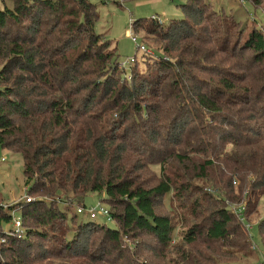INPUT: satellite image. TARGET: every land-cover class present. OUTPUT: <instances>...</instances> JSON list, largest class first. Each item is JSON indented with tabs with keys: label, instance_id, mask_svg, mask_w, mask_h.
Returning a JSON list of instances; mask_svg holds the SVG:
<instances>
[{
	"label": "trees",
	"instance_id": "trees-1",
	"mask_svg": "<svg viewBox=\"0 0 264 264\" xmlns=\"http://www.w3.org/2000/svg\"><path fill=\"white\" fill-rule=\"evenodd\" d=\"M180 6L181 18L131 21L155 58L143 52L125 76L89 1L3 3L0 146L20 153L31 199L0 203V264H240L217 251L256 253L247 226L264 195V33L208 0ZM146 58L153 68L137 71ZM90 193L114 227L77 218ZM166 196L174 216L158 210ZM258 229L264 247V219Z\"/></svg>",
	"mask_w": 264,
	"mask_h": 264
},
{
	"label": "rangeland",
	"instance_id": "rangeland-1",
	"mask_svg": "<svg viewBox=\"0 0 264 264\" xmlns=\"http://www.w3.org/2000/svg\"><path fill=\"white\" fill-rule=\"evenodd\" d=\"M94 4L98 19L96 20L95 30L96 32L103 34L108 40L112 42L117 48L118 61L123 67V75L128 76L131 71L132 65L125 64L128 58L135 57L137 60V66L139 68L144 67L143 52L137 49V45H144L146 49L152 52L154 45H151L150 41H145L146 44L152 47H146L142 37L131 26V21L138 18H156L158 21H169L171 19L183 17L180 4L184 0H124L120 4L114 1H107L102 3L100 0H87ZM212 9L220 14L232 16L234 19L240 22V26L245 29H249L250 26H256L260 31L264 33V5L263 7L254 6L249 0H208ZM3 3L10 6L11 0H0V8ZM136 37V43L131 40V36ZM152 49V50H151ZM155 50L152 53L145 52L153 59ZM148 58V57H147ZM145 59V69L138 70L139 72H145V70L153 68L151 60ZM4 158L5 161L0 163V203L4 206L7 204H15L25 196V191L29 189V186L25 185V179L23 174V161L20 153L11 151L0 146V159ZM154 174L158 172L157 168L153 169ZM151 180L152 176H148ZM25 199V198H24ZM102 206L107 205L104 198L98 193H90L84 198L85 208L96 207L99 201H102ZM162 205L158 209L161 213L174 216L173 210L169 202V196L163 197ZM174 206V205H173ZM176 206V204H175ZM80 207V206H78ZM178 213V210H177ZM18 215V212L15 213ZM98 217L93 221L98 222L101 225L108 227H114L115 224L111 219H107L98 213ZM77 218L88 222L91 220L87 212L78 214ZM90 218V219H89ZM261 219H264V195L258 201L257 212L252 216L247 226V234L252 245L255 247V252L251 251V255L248 257L233 258L229 256H223V251H217V259L221 262H227L236 259L240 264H264V247L260 239L258 223ZM10 228L11 224L5 226ZM145 240H150L146 239ZM132 240H129L131 242ZM153 246L152 242H149ZM147 245H139L138 251L142 253L143 258L146 260L161 262V257H157L153 254L152 250L146 248ZM241 257V256H239Z\"/></svg>",
	"mask_w": 264,
	"mask_h": 264
},
{
	"label": "built area",
	"instance_id": "built-area-1",
	"mask_svg": "<svg viewBox=\"0 0 264 264\" xmlns=\"http://www.w3.org/2000/svg\"><path fill=\"white\" fill-rule=\"evenodd\" d=\"M239 1H242V0H239ZM131 40H132L134 43H136V38H135V36H131ZM137 49H138L139 51H141V52H150V51H149L148 49H146L145 46L142 45V44L137 45ZM150 53H152V52H150ZM134 61H135V57H131V58H128V59L125 61V64L131 65V64L134 63ZM4 161H5L4 158H1V159H0V163H2V162H4ZM30 199H31V197H29V196H25V200H26V201H30ZM233 211H234L236 214H241V212L243 211V208H241V207H234V208H233ZM76 212H77L78 214H82V213H84V212H87L88 215H89V217H90L91 219H95V218H97V217H98V216H97L98 213H101L102 216H104V217L107 218L108 220L110 219V215H109L108 209H107L106 206H104V205L102 206V202H101V201L98 202V205H97L96 207H89V208H87V209H86L85 207H77V208H76ZM19 227H20V221H19L18 218H15V219H14V228H15L16 230H18Z\"/></svg>",
	"mask_w": 264,
	"mask_h": 264
}]
</instances>
